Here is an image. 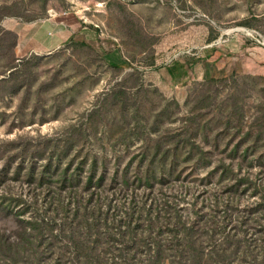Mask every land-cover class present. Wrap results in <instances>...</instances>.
I'll list each match as a JSON object with an SVG mask.
<instances>
[{
  "label": "rangeland",
  "instance_id": "374dc122",
  "mask_svg": "<svg viewBox=\"0 0 264 264\" xmlns=\"http://www.w3.org/2000/svg\"><path fill=\"white\" fill-rule=\"evenodd\" d=\"M54 15L83 30L25 53L12 25ZM10 76L0 83V170L9 177L0 195L13 211L1 214L0 235L17 242L28 221L54 232L33 241L30 257L0 255V264H154L152 242L168 247L182 224L204 254L224 249L217 264H264V0H0V79ZM117 88L125 104L103 105ZM175 142L173 172L169 157L150 184L137 180L157 145L162 154ZM27 148L25 164L39 151L38 164L56 159L52 172L57 160L59 173L70 165L61 192V182L27 183L25 170L13 177L19 159L9 158ZM94 160V181L106 178L88 190ZM132 198L171 219L163 231L139 222L135 247L116 228ZM76 200L108 225L88 231L57 207Z\"/></svg>",
  "mask_w": 264,
  "mask_h": 264
},
{
  "label": "trees",
  "instance_id": "16d2710c",
  "mask_svg": "<svg viewBox=\"0 0 264 264\" xmlns=\"http://www.w3.org/2000/svg\"><path fill=\"white\" fill-rule=\"evenodd\" d=\"M15 67L17 66H14L13 68ZM16 70L17 69L12 70L11 74L12 73L14 74ZM11 79L12 76H10L9 78H2L0 79V83L10 82ZM125 94L126 91L123 90V88L113 89L111 93H106L104 95L105 102L103 103V105H105V103L109 99H111V103L110 102L107 103L110 105L113 103V101L115 102L121 101L125 104V100H123V95ZM120 108H123V106H121ZM92 114L93 111L90 114V116H92ZM74 144L75 143L72 141L65 144L66 146L64 147L65 149L64 156L67 155L68 152H70L72 149H74ZM37 152H33V154L31 153L30 156L31 160L28 161L30 162V164H25L27 158H29V153H30L29 148L17 152L16 154H14L13 157L10 158L8 157L9 163L15 158L19 159L17 161V165L15 167V173L13 177L15 178L21 177L22 172L25 170L26 172L25 177L27 183L37 182L39 185L45 186V188L49 190L53 182L59 184L61 182V186H59V191H60V189H63L65 184L69 183L71 174L68 168H70V165H68L66 169H64L62 172L59 173L57 171V168L62 167V159L57 160L55 164L57 168L56 170H54V172H52L51 168L54 165L56 159L51 156L49 157L48 160H46V163L38 164L39 161L38 158L34 159V157H36V154L37 155L40 154L39 151ZM160 152H161V148L159 147V145H157L155 153L151 157H147L146 160L142 161L144 162V165H146L144 177H142L140 172H138V174L136 175L137 180H139L140 182L142 180H145L146 184H150L149 177L152 176L154 177L156 168L160 167L163 164L162 162L167 161L169 157H171V168L169 167L168 171L171 170V172H173L174 167L178 162L177 159L179 157L177 142H175L174 147H169L168 149H165L164 153L161 154ZM159 154L162 155L161 158L159 157ZM41 155L42 154H40L39 156L41 157ZM84 162H85L84 160L80 161L77 169L80 168L79 170H82V165L84 164ZM96 166H97V161L94 160V166H93L94 171H91L92 173H90L86 181L87 184L86 187L88 188V190H91L92 188H94V186L96 187L97 184H103V182H105V178H106L105 175L99 177L97 182L94 181L96 177L95 176L96 168H97ZM161 167L163 169H166L163 166ZM8 178H9L8 170L6 168L5 169L2 168L0 170V184L5 182ZM78 178L80 180V177ZM81 178H83V175ZM125 181L127 182L128 179H125ZM67 190H71V189H69L68 187ZM60 192H56V194H59ZM69 193L71 194L72 191H70ZM5 201H6V197L0 195V216L1 214L3 215L11 214L13 211V209L10 208L9 204H5ZM129 204L130 207L126 209L123 216H120L121 219L116 228L117 231H119L118 234H121L123 238H125V235L127 233L129 234L130 241L132 242L133 247L143 242V241H138L136 237V232L138 231V230L136 231V228L139 222L146 224L150 230H153L154 226L160 224V227H158L159 231H163L161 230L162 225H165L167 227L168 223L171 221V219H162L163 216L165 215H162V213L158 211V205L152 202L149 205H147L146 199L141 200L140 203H138L136 200L132 198ZM59 206H62L63 209H65L66 212H69L74 218H77L81 221H85V223H87V225H89L90 228L87 229L88 231H91V229L100 228V225L101 226L108 225V222H106L107 219L104 220L105 222L104 221L101 222L102 215L101 214L97 215L94 210L82 206L80 200H76L74 203L71 202L70 205L67 207H64L63 205H58L57 207ZM19 214L21 213H18L17 215ZM90 218H92L91 221L89 220ZM173 219L175 220L174 221L175 224L177 222L178 223L181 222V217L178 214H176V216H173L172 220ZM161 220L163 221L162 223H160ZM133 221H136V226ZM28 223L31 224V226L23 228V230L19 233L20 238L19 240H17V242L11 241L10 239H8V237H4L3 234L0 235V255L3 256L4 259L10 258L13 261H15V259L21 257L20 254H23L26 251L29 252L28 257H30L33 254L31 250L33 241L41 240L42 238L41 236H44L46 230L50 231L49 233L50 236H52L51 234H53L54 232L52 228L35 226V224L38 223L35 222L33 223L32 221H28ZM182 225L184 226L185 229H179L177 225H175L173 229H170L171 233L173 234V239L171 240L170 245L168 247H163V242L160 239H157L155 240V242L154 241L152 242L151 245L152 248L149 247L150 249H153V254L151 255V259H150L151 262H153L154 264H201V263L217 264L221 262V260L223 261L225 259L226 254L224 253V249L223 250L221 249L222 252H217L216 255L212 253H209L207 255L204 254L205 252L203 251V247L199 245L198 239H195L191 233L190 234L188 233L187 229L189 228L186 227L185 224ZM113 229L114 228L112 227L106 228L110 236H112V234L114 233ZM169 249L170 250L175 249V254L173 256L174 258L172 259H167L165 257V253H167L166 250Z\"/></svg>",
  "mask_w": 264,
  "mask_h": 264
},
{
  "label": "crops",
  "instance_id": "0c3cea01",
  "mask_svg": "<svg viewBox=\"0 0 264 264\" xmlns=\"http://www.w3.org/2000/svg\"><path fill=\"white\" fill-rule=\"evenodd\" d=\"M11 30L18 35L19 45L25 53H37L57 49L69 38L75 39L83 29L78 22L68 21L67 16L54 15L37 22L18 21Z\"/></svg>",
  "mask_w": 264,
  "mask_h": 264
}]
</instances>
